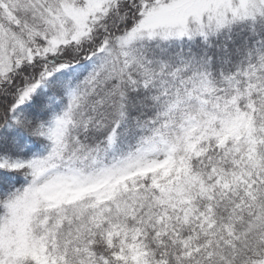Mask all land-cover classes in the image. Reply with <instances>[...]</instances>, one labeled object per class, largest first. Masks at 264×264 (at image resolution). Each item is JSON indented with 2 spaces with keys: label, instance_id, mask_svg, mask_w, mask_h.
I'll use <instances>...</instances> for the list:
<instances>
[{
  "label": "snow or ice",
  "instance_id": "obj_1",
  "mask_svg": "<svg viewBox=\"0 0 264 264\" xmlns=\"http://www.w3.org/2000/svg\"><path fill=\"white\" fill-rule=\"evenodd\" d=\"M0 264H264V0H0Z\"/></svg>",
  "mask_w": 264,
  "mask_h": 264
}]
</instances>
